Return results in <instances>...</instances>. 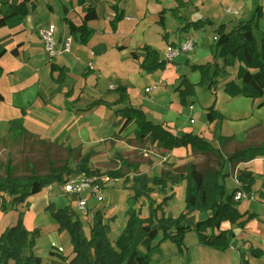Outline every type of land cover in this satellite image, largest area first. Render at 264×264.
I'll use <instances>...</instances> for the list:
<instances>
[{"label":"rangeland","instance_id":"rangeland-1","mask_svg":"<svg viewBox=\"0 0 264 264\" xmlns=\"http://www.w3.org/2000/svg\"><path fill=\"white\" fill-rule=\"evenodd\" d=\"M181 2L176 0L173 6H170L172 4L162 6V10L163 7L166 9L164 25L159 23V14L158 22L150 19L148 24L147 20L144 33L153 43L156 45L158 43V47L151 44L141 46L148 45L156 49L160 52H158L160 58L165 60L168 47L178 49L185 33L190 31L195 33L197 39L192 51L182 53L172 61H166L164 69L153 72H146L138 61L129 63L123 58L122 63L116 66V70L111 64L106 63V71L101 74L89 73L86 70L84 72V69L80 72L72 71L67 76L59 70L56 71V75L47 73L46 80L52 82L54 87L62 85L70 90L73 86L76 87V94L69 107L72 112L64 109L68 100L60 95L45 111L41 110L40 104L37 105L40 109L31 116L33 124L31 121L26 123L27 128L37 129L40 135L28 132L16 144L8 140L0 142V164L6 163L11 157L15 174L19 177L28 176L31 169L39 174H45L51 162L59 166L67 163L71 168H75L85 159L88 160L89 169L99 173L93 175H109L110 171L123 175L122 178H113L114 181L105 190L103 202L96 203V199L92 198L87 204L88 213L76 210L87 235L90 234L93 215L97 211L103 214L104 223L111 226L109 238L112 242L121 234L127 223V196L131 192L128 186L132 184L131 182L125 184L126 177L146 175L154 178L165 173L164 177L180 178L177 184H169L164 190L155 186L151 195L154 205L159 204L165 195H170L171 199L161 207L158 214L177 217L185 208L186 182L182 179V174L187 165L194 164L197 170L206 176L209 188L216 181H222L226 193L230 194L237 187L238 182L234 178L240 169L236 168L237 164H230L227 157L236 150L264 147V104L259 105L264 98L254 100L243 95L231 96L225 91L226 82L235 77L236 70L226 67L224 59L219 56L220 36L215 31L220 24H225L228 32L240 22L253 21L254 33L261 40L264 20H259V25L256 26L255 11L258 7L264 9V0H181ZM228 9L238 10L239 13H229ZM60 20L61 18H58L59 28L56 35L63 26ZM187 22H198L200 26L183 29ZM56 51L59 54V50ZM208 62L212 78L213 73L221 68L229 71L230 75L226 77L224 74H216V80L212 84L211 80L199 83L200 74L192 66ZM183 80L193 83L195 91L194 95L186 98V103H182L177 90ZM13 87V80L6 79L3 75L0 79V89L5 91L3 95L6 99L0 102V135L4 132L7 134L10 128L6 119L12 114L7 111L13 99L17 98L10 91L14 90ZM145 87L151 90L145 92L143 96L141 92H144ZM139 92L145 99L140 100L135 96ZM78 95L81 97L76 100ZM20 97L18 96L19 101ZM210 106L222 113L223 117L216 118L213 122L208 121L207 112ZM127 108L142 109L147 119L164 124L176 134L193 132L209 141L212 149L206 152L191 147L167 150L151 139L137 138L135 123H131L120 132L122 125L120 117L128 113ZM67 123L68 126L63 127ZM54 135L59 137L53 140L47 138ZM220 136H223L221 141ZM68 145L70 150L67 148ZM250 169L254 173L255 182L250 194L243 191L247 196L237 200L238 207L241 211H255L261 214L264 197L260 193L261 200H255L253 192L259 193V190L264 189V156L251 162ZM225 172L229 174L222 179ZM48 188L45 187L32 200L36 201L50 193L55 198L50 199L49 205L53 204L57 209L65 205L72 207L76 205V196L66 195L60 186L56 185L52 191ZM150 203L151 200L147 198L139 200L136 207L139 208L141 217H148ZM32 207L25 210L23 223L31 232L38 230L33 253L42 259L43 264H48L52 250L57 253L62 252V249L64 252H67V249L69 251L72 246L69 233L60 231V225L50 210L46 208L42 210L39 206V209ZM4 214L6 215L0 211L2 227L16 223L18 212L14 211L8 216ZM206 216L205 212H193L185 223L190 221L194 223ZM253 221L256 219L249 223ZM234 227L237 226H231V229ZM237 229L240 230L238 233L240 236L238 238L236 236L237 240L235 238L232 246L225 251L202 245L194 231L187 233L181 247L170 239L161 242V233L155 239L142 237L141 234L138 237V248L144 253L149 251L150 264H238L240 252L249 253L250 249L257 247L264 251V234L261 233L259 226L252 223L247 230ZM263 257L256 259L249 255L251 264H264Z\"/></svg>","mask_w":264,"mask_h":264},{"label":"trees","instance_id":"trees-1","mask_svg":"<svg viewBox=\"0 0 264 264\" xmlns=\"http://www.w3.org/2000/svg\"><path fill=\"white\" fill-rule=\"evenodd\" d=\"M177 1L181 2V0ZM77 3L80 6L88 3V6L84 11L82 24L77 28H72L79 33L80 42L87 44L93 34L88 22L96 19L98 15L96 8L89 0H77ZM36 6L37 0H0V16L2 18L0 29L19 24ZM165 10L159 12L161 25L165 24ZM255 12L257 19L255 25L258 26L259 20H264V9L258 7ZM122 17V13L117 15L113 21V26ZM252 23L253 21L240 22L228 32L225 24H220L215 31L220 36L218 40L219 56L224 59L226 67L236 70L235 77L226 82L225 91L231 96L243 95L255 100L264 98V32L261 40H259L254 33ZM189 26L197 28L200 24L187 22L183 29H187ZM6 51L0 41V60ZM131 55L146 72L164 69L167 63L166 60L160 58L156 49L148 45L135 48ZM209 65L208 62L192 66L200 74L199 83H206L211 80L210 83L212 84L216 80V74H224L226 77L230 75L229 71L221 68V70L213 73L212 78ZM1 73L2 68L0 66V75ZM177 90L180 93L182 103H186V98L195 93L194 84L184 80L177 87ZM123 94L125 95V93ZM2 100L3 95L0 93V101ZM127 109L128 113L121 115L120 132L131 123H135L137 138L141 140L151 139L167 150L191 147L194 150L206 152L212 149L209 141L193 132L182 135L176 134L164 124L147 119L142 109ZM208 110L207 119L210 122L223 117V114L214 110L212 106ZM27 133L23 118L13 120L10 123L8 133L0 138V142L8 140L12 144H16ZM222 139L223 136H220L219 140ZM69 147L68 145L67 148L70 150ZM257 156H264V147L236 150L227 159L230 164H239L249 162ZM0 170V211L3 213H8L11 210L18 212L17 223L7 227L0 234V264H43L42 259L33 253L38 230L31 232L26 229L23 223L25 211L21 209H27L31 203V198L41 193L45 187L54 184L62 186L70 175L99 173L89 169L86 159L82 160L75 168H71L67 163L59 166L55 162H51L45 174H39L31 169L28 176L19 177L15 174L13 159L9 157L6 163L0 164ZM108 174L114 179L123 177L117 172L110 171ZM165 175L164 173V175L154 178H149L146 175L126 177L125 184L132 183L131 186H128L131 192L127 196V223L114 242L109 238L111 226L109 223H104V216L100 211L94 213L90 234L87 235L78 213L71 205H65L58 209L53 204L48 205L46 210H50L52 216L59 223L60 231L69 233L72 251L75 254L74 264H150L149 251L144 253L138 248V237L141 234L155 239L161 233V242L170 239L181 247L187 233L194 231L202 245L225 251L232 246L236 234L232 229H223V223L228 222L231 226L245 229L249 221L259 218V214L256 212L241 211L238 207L239 202L234 198L237 191H245L247 194L251 192L255 177L253 172L248 169H241L236 174L239 185L229 194L226 193L222 181H216L209 188L206 176L197 170L194 164L187 165L182 174V179L186 182L185 208L177 217L164 214L159 216L158 214L161 207L171 199L170 195H165L159 204H152L154 200L151 195L155 186L164 190L169 184H177L180 180V178L173 176L164 177ZM227 175V173H223L222 179ZM261 196L264 197V192L261 193ZM141 198L151 200L146 218L141 217L140 210L136 207ZM196 211L209 212V214L204 219L197 220L194 225L185 223L189 215ZM262 223L264 226V220ZM50 255L54 259L50 260L48 264H65L69 259V256L60 254V251L57 253L52 250ZM249 255L260 259L263 257L264 251L259 248H252L249 253L240 252L238 264H251Z\"/></svg>","mask_w":264,"mask_h":264},{"label":"crops","instance_id":"crops-1","mask_svg":"<svg viewBox=\"0 0 264 264\" xmlns=\"http://www.w3.org/2000/svg\"><path fill=\"white\" fill-rule=\"evenodd\" d=\"M89 1L96 8L98 16L96 19L88 22V26L93 30V34L87 44H82L80 42L79 33L76 29L74 30L72 28H77L82 24L84 11L88 6V3L82 6L78 5L77 0H37L36 8L25 16L19 24L15 26H6L0 29V41L7 50L6 54L0 60V66L2 68L0 79L5 75L6 79L13 80L14 90L10 89V91L13 96L17 97H14L15 99H13L12 105L7 111L12 114L8 115L6 119L7 122H9V125L13 120L23 118L26 130L29 133L34 132L38 134L40 131L27 128L26 123L31 121L33 124L31 118L32 114L36 113L40 107L42 111H45L47 106H49L51 102H54V99L60 95H63V97L68 100L64 109L72 112V109L69 107L71 100L76 94V87L73 86L71 90L66 89V87L62 85H56L54 87L52 82L46 80L47 73H50L51 75L53 73L56 75V71L59 70L67 76V74L72 71L80 72L84 69V72L86 70L89 73L98 72L101 74L106 71V63L111 64L115 70L117 69L118 64L122 63L121 60L123 58L126 59V62L133 63L135 60L132 58L131 52L135 48H139V46L143 44H151L158 47V43L157 45L153 43L144 33L147 20L148 24L150 19L153 20V22H158V14L162 10V6H165L166 4H172L170 6H173L176 0H170V3H168V0ZM163 9L165 8L163 7ZM121 13L123 14V17L120 20H117L116 25L113 26V21L117 15H120ZM168 13L170 12L168 11ZM58 18H61L60 21H62L63 26L61 31L57 33L58 35H56V30L59 28ZM1 19L0 16V20ZM49 28L55 29V47L59 50V54H57L55 58H51L45 49V43L43 40V33ZM263 32H261L262 35ZM187 36H193L196 39L195 33L193 32L189 31L188 33H185L183 39ZM68 38L71 39L70 50L65 51L64 47ZM28 83L31 85H28ZM146 88L148 87H145V89ZM145 89L144 92H141L143 96L146 94ZM3 92L5 91L0 89L2 95ZM141 93L139 92L138 94H135V96L140 100H143L145 97L141 96ZM18 96H21L20 101ZM80 97L81 96L78 95L76 100H79ZM5 99L6 96L3 95V100L0 102H4ZM39 104L40 107L37 106ZM260 104H264V100L261 101ZM120 118L118 117V119ZM68 124L69 123L65 124L63 127L68 126ZM2 136H6V132H4L3 135H0V138H2ZM57 137H59V135L47 138L53 140ZM257 158H263V156H257L249 162L239 163L236 168L252 171L250 169V163L254 162ZM234 179H236V175ZM236 182H238L237 179ZM238 185L239 183L237 186ZM55 186L56 185L54 184L51 186V189L48 188V190H54ZM60 188L62 190L61 186ZM262 192H264V189L259 190V193L253 192L255 200H261L259 194ZM57 193L58 192H56V194ZM49 194L46 196L43 195V198L36 201L32 200L35 197L34 196L31 198L29 207L27 209L22 208L21 210H29L31 206H33V209H39V206L42 210H45L49 205L50 199L55 198L53 195ZM257 194L258 196L256 197ZM92 198H90V200ZM95 201L98 203L97 200ZM73 209L76 210L74 207ZM12 212L14 211L11 210L4 215L8 216ZM194 213L203 212L196 211ZM205 213L207 215L209 214V212ZM257 214H259V218L256 219L255 222L253 221L247 224L246 228L243 230H247L248 226L253 223L256 226H259L261 233L264 234V226L262 223L264 220V207L262 213ZM190 222H188L190 225H194L196 221L194 223ZM16 223L10 226L4 225V227H2L3 225H0V234L7 227H11ZM222 228L231 229V225L228 222H225L222 224ZM237 228L238 227H234L233 230L238 238L240 236L238 235L240 230ZM144 236L145 235H142V237ZM60 254L69 256V259L65 264L75 263V254L72 251V246H70L69 251L67 249V252H64V249H62ZM50 259L52 260L54 257L50 255Z\"/></svg>","mask_w":264,"mask_h":264},{"label":"built area","instance_id":"built-area-1","mask_svg":"<svg viewBox=\"0 0 264 264\" xmlns=\"http://www.w3.org/2000/svg\"><path fill=\"white\" fill-rule=\"evenodd\" d=\"M227 12L232 14L239 13L238 10L233 9H228ZM43 40L45 43V49L51 58H55L58 54L55 49V29H47L43 33ZM70 41V38L66 40L64 47L65 51L70 50ZM195 44L196 39L193 36L185 37L178 45V49L174 50L173 47H168L165 60L172 61L178 55L192 51ZM150 90V88H146L145 92L148 93ZM191 122H193V120H191ZM113 181L114 179L106 174L93 176L87 175L86 173L73 174L67 177L65 183L62 185V191L65 192L66 195L72 194L76 196V205L74 206L76 210L88 213L89 209L87 208V204L90 198L94 197L98 203L103 202L105 198V190ZM49 189H51V186H49ZM246 196L247 194L240 190L236 192L234 198L235 200H240L242 197Z\"/></svg>","mask_w":264,"mask_h":264}]
</instances>
